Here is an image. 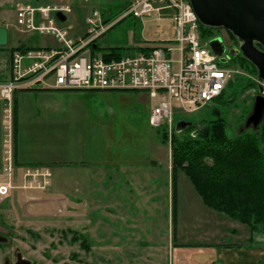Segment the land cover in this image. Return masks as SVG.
Instances as JSON below:
<instances>
[{"label": "rangeland", "instance_id": "374dc122", "mask_svg": "<svg viewBox=\"0 0 264 264\" xmlns=\"http://www.w3.org/2000/svg\"><path fill=\"white\" fill-rule=\"evenodd\" d=\"M132 1L0 0V28H7L10 37L9 45L0 47V80H7L14 74L13 54L20 42L31 47H42L55 42L51 36L32 35L15 26L17 9L25 4L34 3L35 6L43 7L70 6L72 11L66 25L71 26V32L76 35L88 29L87 18L95 10L101 12L105 20L111 18L109 25L116 24L99 37L98 45L106 51L107 46L121 47L125 52L123 56L136 53L138 46L151 47L154 42L174 36L173 21L166 17L159 18L158 13L143 18L129 16L120 20L126 11L125 7ZM218 34L227 44L234 43L228 37L227 30L223 29ZM213 36L218 37L217 34ZM229 67L236 72L231 79L233 84L228 87L222 103L212 102L194 115L186 118L179 115L177 119L190 120L197 128L201 124L224 122L228 134L231 137L238 136V131L245 127L246 120L253 111L260 82L264 87V81H260L258 69L253 72V69H245L239 64ZM39 103L53 108L56 119L71 113L74 119L82 120L83 125L102 127L106 130V136L114 138L118 145H123V139L131 146L140 148L139 139L151 141L152 148L158 152V167L152 173L150 181L148 164L147 167L136 164V167L139 166L137 172L141 173L139 176L149 187L159 188L152 189L149 193H154L153 199L160 200L162 204L167 203V206H160V210L157 208L155 212V205H151V209L148 205L144 212L143 207H138L135 203L136 191L132 190L133 185L129 186L130 183L125 181L128 176L116 175V168L106 166L107 164L56 170L54 175L51 172V182L45 189L18 187L7 199H0V213L7 226L5 234L10 240L9 244L0 249V263L5 256L13 261L12 253L17 250L31 264H172V256L165 251H168L174 240L166 238L174 232L170 214L172 191L168 189L171 188L168 183L171 181L173 165L174 128L168 123L161 127L149 125L148 115L158 105L157 99H152L148 93L141 91L66 90L58 91L45 99H35V104ZM2 106L5 104L0 100V135L4 134L5 122ZM75 115H80V118ZM13 120L17 137L16 98L13 103ZM257 131L258 129L251 127L244 132ZM164 135L169 142L163 146L159 136ZM187 135L188 133L179 137L185 139ZM2 151L1 140L0 174ZM165 151L167 155H164ZM19 170L20 168L15 179L17 186L23 183L24 172ZM0 176L2 181L3 175ZM178 176L177 239L174 243L190 245L187 243L195 242L199 237L204 239L203 243L218 242L219 239L225 242L246 241L250 234L246 225L208 208L187 175L180 171ZM111 211H117V215L113 216ZM164 212L170 216L166 217ZM122 218L135 221L125 222ZM84 240L89 248L82 246ZM147 241L155 248L159 249L163 245L166 248L162 252L149 253V247L142 244ZM114 246H120L121 250L118 251Z\"/></svg>", "mask_w": 264, "mask_h": 264}, {"label": "built area", "instance_id": "2783aa9c", "mask_svg": "<svg viewBox=\"0 0 264 264\" xmlns=\"http://www.w3.org/2000/svg\"><path fill=\"white\" fill-rule=\"evenodd\" d=\"M70 6L22 5L17 10V26L22 30L52 36L55 47L15 51L14 74L0 82L4 102V167L0 196L22 187L45 189L51 170L45 167L22 169L23 183L17 186L14 95L19 90L37 88L74 91H143L158 105L152 110L154 127L173 124L176 115L189 116L216 101L227 89L236 72L222 63L209 40H203L198 17L189 0H133L120 20L129 16L143 18L163 11L173 12L174 37L154 42L135 54L107 60L94 51L99 37L115 23L104 26L99 12L88 19V36L75 38L70 28L56 18L57 12L71 13Z\"/></svg>", "mask_w": 264, "mask_h": 264}, {"label": "crops", "instance_id": "0c3cea01", "mask_svg": "<svg viewBox=\"0 0 264 264\" xmlns=\"http://www.w3.org/2000/svg\"><path fill=\"white\" fill-rule=\"evenodd\" d=\"M165 17L173 21V12L168 11L159 15V18ZM110 19L111 18L106 20ZM106 20L104 19V21ZM66 22L67 20L64 22L65 26L70 28V34L75 38L84 37L89 32L90 27L88 26L87 21L86 24L88 29L82 32V34L79 32L78 35L71 32L72 27L66 25ZM15 26H17L16 22ZM9 40L10 37L8 36V44L6 46L9 45ZM54 41L55 42L42 47H31L20 42L18 47L27 46L31 49H44L54 47L57 44L55 39ZM99 47L103 49V47ZM114 47L117 46H107L105 47L107 51L101 49L95 51L107 60L117 59L113 55L114 51L112 49ZM138 51L141 50H137V52ZM11 57L12 54L10 53V58ZM58 91L66 90H47L37 88L17 91L15 96L18 118L17 137L15 140V161L17 167L22 169L25 166H44L51 169L54 175L55 171L60 169H78L79 167L87 168L93 164L101 166L107 164L106 166H113L116 168V175L125 174L128 176L125 181L130 183L129 186L133 185L132 190L136 191L135 203L138 207H143L144 212H146V206L148 205H150V209L151 205H155V212L157 211V208L160 210V206H167V203L162 204L160 200L153 199L155 196L154 193H149L152 189L156 190L159 188L149 187L143 182V178L139 176L141 173L138 174L137 172L139 171V166L136 167V164H143L144 167H147L146 164H148L150 171L148 180L150 181L152 179V173H155L158 167V152L155 148H152L151 141L147 142L146 140L144 142V138L139 139V144H141L140 148L131 146L123 139V145H118L114 138L106 136V130H103L102 127L98 128L97 125L94 127L88 124L83 125V121L74 119L71 116V113H66L62 117L58 116L59 118L56 119L54 118L53 108L46 107L41 103H39V105L35 104V99H45ZM75 116L80 118V115ZM148 116L150 123L151 113ZM149 125L151 126V124ZM3 138L4 134L2 133L0 135V141L2 140L3 142ZM3 151L1 152V169L3 168ZM164 155H167L166 151L164 152ZM170 174L171 181L168 185L171 188H168L167 186L166 190L168 188L172 191V211L170 214L173 222L174 187L172 182V169ZM0 178L2 179V176H0ZM118 182L120 183L121 180L119 179ZM178 186L179 185L176 187L177 190ZM113 200H115V198ZM116 212L117 211L112 212V215H117ZM164 213L166 214V217L170 216L166 212ZM122 220L125 222L135 221V219L127 220L124 218H122ZM177 220L178 216L176 221ZM173 231L172 236H166V238H172V240H174L172 241L170 248H168V251H165L172 256V264H264V235H253L251 238V234H249L245 242H225L219 239L218 242L213 243H203L202 240L204 239L199 237L197 238V241L187 243L190 245H186L185 243H174L177 239V234L174 228ZM142 244L149 247L147 248L149 249V253L162 252V250L166 248L165 245L161 246L159 249L157 247L155 248L154 246H151L152 243L148 241ZM114 247L118 248V251L121 250L120 246ZM191 247L194 248L192 249Z\"/></svg>", "mask_w": 264, "mask_h": 264}, {"label": "trees", "instance_id": "16d2710c", "mask_svg": "<svg viewBox=\"0 0 264 264\" xmlns=\"http://www.w3.org/2000/svg\"><path fill=\"white\" fill-rule=\"evenodd\" d=\"M128 7L126 6L124 10ZM104 22L109 23L110 20ZM199 26L201 37L204 40L214 37L213 35L223 30L206 27L201 23ZM228 33L237 40L231 32L228 31ZM258 47L262 49L260 45ZM93 48L101 49L99 45H95ZM28 49L31 48L18 47V50L22 51ZM112 50L117 59L122 58L125 54L123 48L118 46ZM234 64L257 72L256 66L241 54L233 59L229 66ZM230 82L228 87L233 84ZM228 87L215 102L222 103ZM175 122L177 123L178 119ZM176 123L172 140L174 229L176 230L177 222L178 195L176 187L179 172L182 171L190 179L208 208L246 225L251 238L256 233L264 234V121L260 124L257 132L240 133L239 130L236 137H231L228 134L224 122L201 124L198 128L193 123L181 132H177ZM187 133L185 139L179 137ZM159 139L165 145L169 142L166 135L159 136ZM231 189L235 191L230 192ZM75 239L77 238L75 237ZM82 246L87 247L85 240Z\"/></svg>", "mask_w": 264, "mask_h": 264}, {"label": "water", "instance_id": "95a60500", "mask_svg": "<svg viewBox=\"0 0 264 264\" xmlns=\"http://www.w3.org/2000/svg\"><path fill=\"white\" fill-rule=\"evenodd\" d=\"M199 21L206 27L222 28L231 32L239 41V46L230 51V55L241 54L253 63L259 72L260 81H264V0H189ZM57 18L65 22L67 17L57 13ZM8 30L0 28V46L8 44ZM260 45L262 49L258 47ZM215 54L223 57L226 45L221 37L211 41ZM226 62V58L221 59ZM264 121V87L259 85V94L256 97L253 111L246 120L243 133L253 127L257 130ZM191 121L180 120L176 124L177 132H181ZM18 264H31L29 260L19 255Z\"/></svg>", "mask_w": 264, "mask_h": 264}, {"label": "flooded vegetation", "instance_id": "af4514ba", "mask_svg": "<svg viewBox=\"0 0 264 264\" xmlns=\"http://www.w3.org/2000/svg\"><path fill=\"white\" fill-rule=\"evenodd\" d=\"M218 35H220V34H217V36ZM218 37H220V36H218ZM228 37L230 38V40H233L234 43L233 44H227L225 42V40L221 37L224 40L225 45H226V53L224 54V57L226 59H228L229 62H232V60L235 59L238 55L237 56L230 55V51L232 48L239 46V41L232 38L229 34H228ZM6 228H7V226H6V223L4 221V218L0 213V249L1 250H2V247H4L5 245L10 243V240L8 239L7 235L5 234ZM20 254H21V252L15 250L12 253V258L14 259L13 261H11L8 256H5V258L2 260V262L0 264H18Z\"/></svg>", "mask_w": 264, "mask_h": 264}, {"label": "bare ground", "instance_id": "6f19581e", "mask_svg": "<svg viewBox=\"0 0 264 264\" xmlns=\"http://www.w3.org/2000/svg\"><path fill=\"white\" fill-rule=\"evenodd\" d=\"M242 56V55H241Z\"/></svg>", "mask_w": 264, "mask_h": 264}]
</instances>
